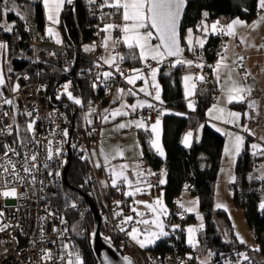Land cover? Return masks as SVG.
<instances>
[{
  "label": "snow or ice",
  "instance_id": "snow-or-ice-1",
  "mask_svg": "<svg viewBox=\"0 0 264 264\" xmlns=\"http://www.w3.org/2000/svg\"><path fill=\"white\" fill-rule=\"evenodd\" d=\"M43 9L46 15V19L50 25L59 24V16L65 5H72L73 0H41ZM187 0H87L89 10L95 15L96 11L100 12V19L103 22L105 18L118 19L119 24L103 23L102 26L98 25V35L103 33L101 37V44L105 51V55L99 56L97 62L93 64L96 69H101L103 66H107V71H98L92 75L90 87L93 91L99 88L110 89L111 82L115 80L116 75L129 86V88H117L113 96L112 103L118 105L114 108H105L103 112H98L93 106V102L89 100L87 112L82 114V119L86 125L91 127L94 123L92 119L95 117L102 124H109L116 121L117 118L129 117L130 114H137V110H143L145 108L156 112V119L149 123L151 116H139L138 114L133 119L116 123L113 127L114 131H120L124 129H143L150 133L148 143L150 148L155 151L159 156L164 157L165 153L161 146V117L165 114H169L166 109L158 108L157 105H162V88L157 80L158 73L161 72V66L168 63V67L176 68L177 66L195 67L197 69H204L208 67L211 69V76L215 81V88L220 92V96H217L216 102L207 110V116L210 120L217 121L225 125H231L239 127L241 131L246 132L248 136L255 138V131L247 124H241V117L253 120L255 116L250 115L248 110L257 113L259 110V102L255 99H249L252 96L254 88L247 83V79L251 76V72L244 66L245 56L235 52L233 48V55L230 57L226 55L229 44L222 45L224 51L217 53L218 59L213 65H205L202 62H194L183 57L185 50L191 52L197 57V60H202V56L197 52V48L203 49L206 43V39L209 35H219L232 38L236 41L235 47H255V45L248 42L247 37L240 36L238 29L241 27H247L255 30L264 23V0H257V10L259 13V20L253 21L252 24H246V22L239 18L232 19L228 24L223 25L219 20L214 22H208V12H203V19L197 25L195 32L200 35L194 37V30L189 28L185 37H181L178 31L181 15L185 10ZM0 17L7 15L9 12H14L19 19L25 20L26 16L23 15L19 8L15 6L14 0H0ZM110 9L112 11H104ZM0 29L3 32L10 33L13 30L11 24L0 23ZM117 32V36H113V33ZM47 35L50 38L55 39L56 44H61L62 40L59 38V34L54 31L52 27L47 28ZM183 40L185 47H182L181 41ZM155 41V43H153ZM124 46L129 50L127 56L119 53L116 49L120 46ZM7 42H0V54H5L8 51ZM97 45H85L84 51L91 52L96 50ZM260 50H264V44L258 46ZM49 55H56V53H49ZM138 60L143 64V68L133 67L130 69L132 73L130 76H124L121 64L126 59ZM149 61H154L156 66H153ZM39 59L33 61V63H41ZM65 73L69 71V67L63 69ZM264 71V69H262ZM11 72V68L8 69ZM91 74V69H89ZM83 75V72L80 73ZM36 75H40L38 71ZM168 75V73H164ZM11 77L6 80V74L0 68V117L6 118L7 123L3 119H0V137H12L10 141L6 140L0 143V199H29V193L32 196H36L37 192L44 193L40 195L38 199L42 201H49L50 197L54 198L57 194L55 192H46L49 188L50 181H55L56 178L61 176L60 168L66 163L61 160V163L55 170L52 169L50 162L60 159L63 156V145L68 143L70 133L67 128H61L59 124L55 128L46 129V135L43 137L37 136V123L39 120L38 109L32 108L29 110L25 108L20 111L16 104V98H8L3 91L8 86ZM19 80L20 77H17ZM23 79H29L27 75ZM142 81V86L137 87V82ZM184 87V98L187 101V108L190 111H195L194 102L191 97L197 94V84H206L209 82L208 77L204 74H186L182 77ZM72 82L67 81L61 86L62 91L58 92L56 99L60 100L62 96H66L67 99L74 105L81 108L84 107V102L81 98L75 96L71 89ZM41 88L37 91H41ZM20 90L19 84H13L10 88L12 93H16ZM203 93L204 89L199 90ZM138 94L148 97L149 100L155 101L151 103L149 100L136 99L134 103L129 104L124 97H137ZM231 104H246L248 110L243 113L232 111L226 106ZM10 106V110L3 111V106ZM67 107V106H65ZM177 116H186V113H171ZM17 115L27 117L23 124L17 122ZM58 110H54L49 114L47 119L49 123H54L57 118L62 116ZM65 122L67 118L64 117ZM215 130L222 135L228 137V141L224 148V155L228 157L233 164H235V158L238 157L245 144V139L239 134H234L228 131H222L220 127L212 125ZM201 128L204 125L200 126ZM96 131L93 127L92 131L88 133L89 136L92 132ZM101 136L104 135V129H100ZM57 136H62L63 139L57 140ZM193 137L192 132H187L183 137V144L185 147H190V139ZM138 146V145H137ZM72 148H77L78 145L71 144ZM252 149V155L254 157L264 158V136L259 138V142H253L249 145ZM82 161H89L91 157H101L103 159V165L96 162L94 166L97 169L103 167L108 174V181H101V185L108 187L109 184L112 189L121 193L125 200L129 197L132 198V203L129 205L130 210L135 213V219L133 226L129 229L124 225H129L134 221L132 215L124 216L122 211L113 212V218H120L118 223L114 226L129 237L136 245L141 249H145L150 245H154L157 240L168 237L170 232L165 230L164 220L168 216V208L163 201V192L160 196L155 198L151 202L136 200L135 196L138 194H144L148 189L152 187L162 186L166 183L165 176L166 171L161 170L160 173H155L150 170L141 167L139 162L132 165L129 163L113 164L112 161L117 158L125 159V149L120 147H114L110 151L105 150L103 147L99 148V151L92 150L88 153L87 150L81 148ZM143 154H139V159L142 160ZM264 169V165L260 166ZM131 171V178L129 176ZM46 172L49 180L39 179V176ZM159 176L156 184H152L147 181V177ZM251 175L249 179H253ZM260 180H264V174L258 177ZM91 177H89V180ZM235 177H231L229 182H233ZM88 181H85L87 183ZM39 186V187H37ZM55 187V184H52ZM24 188V192H20L19 189ZM122 201H114L115 207L119 209ZM189 206L177 201L178 208L182 210V213H192L195 211L196 200L187 202ZM65 206L72 209L77 208L76 203L69 204L67 197L65 198ZM7 207V205H5ZM19 210V206H15ZM143 207L147 210V214L150 218H145L146 213L141 211ZM217 209L225 208L226 206L217 203L215 206ZM260 210L264 211V201L259 204ZM44 211L47 213V217H56L57 213L51 207L46 206ZM82 215V214H81ZM5 217V212L0 210V233L5 232L11 224H5L2 222ZM47 217H40L43 221ZM61 225H65L64 228H59L55 225L52 226L51 232L56 235L55 240L49 241L53 245H57L59 241L58 249L60 254L54 253L49 248H42L40 259L46 262H52V264H84L83 259L79 251L75 247H71L69 243H65V233L68 232L66 227L67 221L64 216L58 217ZM197 219L202 217L197 216ZM136 225H142L143 227H137ZM172 232L180 229L179 225H170ZM204 225L201 223L198 228L188 227L183 229L187 233V243L192 249L199 247V241L196 239V233L203 229ZM73 230H78V226H73ZM11 235V234H10ZM97 233L93 231L90 236L94 239ZM227 237V233H225ZM12 239H15L13 236ZM103 239L111 245V239L107 236ZM45 234L43 224L40 228V241L44 242ZM235 240L241 244L246 245L247 241L236 233ZM226 243L231 241L225 240ZM5 243V241H0ZM33 246L35 241L32 242ZM262 249L254 247L252 251L259 252ZM235 256L238 258L234 262L225 261L224 264H243L248 262L252 264L251 258L242 251H236ZM216 255L212 251H208L206 257L199 261V264H209L211 258ZM222 256L223 253H220ZM107 258H105L106 260ZM192 254L187 256V260H194ZM124 264H134L129 257H123ZM180 264H186V261H181Z\"/></svg>",
  "mask_w": 264,
  "mask_h": 264
},
{
  "label": "trees",
  "instance_id": "trees-1",
  "mask_svg": "<svg viewBox=\"0 0 264 264\" xmlns=\"http://www.w3.org/2000/svg\"><path fill=\"white\" fill-rule=\"evenodd\" d=\"M75 7L65 5L61 14L59 29L63 37L65 49L53 48L56 53L55 58L47 61L39 66L40 75H36L37 68L31 63L33 42L41 43L42 46L48 47L52 45V41L44 35V15L40 3H32L28 0H14L22 8L26 4L33 6L31 20L19 19L13 12L0 17V23H8L13 27L12 32L6 33L0 29V38L5 39L8 44L6 53L5 70L7 77H15L17 74L27 75L32 82L39 81L46 86L47 96L50 102L57 106L58 110L70 116H74L73 125L80 130H84L86 126H80L82 122L83 111L88 107L87 102L91 100L95 107V100L100 97L101 89L95 93L90 87V73L92 69L91 61L88 56L82 53V47L93 41L98 33V25L103 23H119L118 19L105 18L103 22L100 19V12L96 16L89 15V5L85 0H75ZM257 0H187V11L181 26V37H185L187 29L191 28L195 31L197 25L202 19V13L208 12L209 21L220 18L224 20H232L239 18L246 22H252L258 16L256 7ZM3 5H0L2 8ZM104 11H112L105 9ZM103 36V33H100ZM116 34L113 33V36ZM182 47L186 46L181 41ZM219 46V40L215 35H209L203 49L197 48L202 53L205 61L213 59V53ZM54 47V46H53ZM122 54L127 56L129 50L126 47L119 48ZM184 56H190L185 50ZM125 69L130 70L133 67H141L142 64L138 60L126 59L121 64ZM69 67V71L65 73L63 69ZM194 67V66H193ZM11 68V72L8 69ZM184 66L176 68L168 67L165 62L161 66L158 80L162 88V100L168 107H174L179 110L187 111L188 116H177L171 113L163 115L161 121L162 129V146L165 153L161 157L150 148L148 140L142 137V154L151 166V169L158 170L164 165L166 171V183L161 186L164 192V199L168 205L171 215L175 216L176 198L181 193L184 186H187L191 194L198 198L199 211L203 218L204 227L198 234V241L202 247V252L207 255L210 250L214 255L211 260L213 264H224V260L231 259L234 252L243 250L251 258L252 264H264V211L260 210L259 204L264 201V180L258 177L261 175L258 169L264 165V158L254 157L250 154L249 144L245 143V148L238 156L235 163V174L241 186L233 192V201L243 211L246 224L252 234L258 247L262 249L259 252L252 251L239 244L231 232V241L226 243L222 240L216 227L215 218L224 219L230 224L228 215L223 210L214 211V185L217 179L223 154L224 137L215 130L207 126L204 120V113L212 104L210 97L218 91L215 88V81L211 76V72L206 75L209 82L206 84H197V94L194 95L195 111L187 108V101L184 98L182 84L179 75ZM195 68V67H194ZM197 69V68H196ZM104 71V70H103ZM83 72V75L80 73ZM168 73V75H164ZM193 74V73H192ZM67 81H71V91L73 94L82 99L84 107L81 108L72 104L66 96H62L60 100L56 99L58 92L62 90L61 86ZM204 89L203 93L199 90ZM67 106V107H65ZM244 104H235L234 107L243 111ZM202 135L200 141H195L196 131L201 126ZM195 132V137L190 147L185 148L181 144L182 137L189 131ZM254 177L249 179V176ZM89 177L91 179L89 180ZM85 181H88L85 183ZM235 186V185H234ZM64 192L60 193V189L55 192L57 195L53 198L55 206L63 209L64 216L71 221V224L79 226L77 208L86 207L83 199L73 190H78L87 195L97 208H99L95 182L91 167L88 161L81 160V152L74 151L70 166L66 174V185L64 182ZM69 204L76 203L77 208L72 209L65 206V198ZM129 209V205L126 210ZM189 220H193V216L189 215ZM84 225L87 229L84 235L78 236V240L82 242L86 250L84 264H95V260L89 249V234L93 228L91 216L86 210L84 217ZM130 225V224H129ZM128 225V228H129ZM101 231L104 235L111 237L117 250L125 255V252L118 246L117 239L110 235L101 225ZM174 246L180 250L193 251L186 245L185 237L181 242L176 243L172 236L164 237L155 245L148 247L152 250L170 249ZM197 252V251H193ZM199 253V252H198ZM220 253H223L221 256ZM247 263L248 262H244Z\"/></svg>",
  "mask_w": 264,
  "mask_h": 264
},
{
  "label": "built area",
  "instance_id": "built-area-1",
  "mask_svg": "<svg viewBox=\"0 0 264 264\" xmlns=\"http://www.w3.org/2000/svg\"><path fill=\"white\" fill-rule=\"evenodd\" d=\"M31 3H40V0H28ZM87 2V0H85ZM72 7H75V2H73ZM98 10L96 11L95 15L92 14L89 10V15L96 16L98 15ZM100 15H98L99 17ZM213 20L214 21H217ZM220 21V20H219ZM120 23V22H119ZM117 23V24H119ZM98 32V31H97ZM117 36L118 33L114 32ZM101 34H96L95 38L92 41V44L95 43L97 45L96 50L93 55L88 56L89 60L91 61V80L92 75L95 74L98 71H107V66H103L101 69H96L93 67V64L97 62V58L101 56L102 47H100L101 44ZM216 37L219 40V46L215 49L213 53V59L211 60H197V57L193 55L191 52L190 56H184L185 59L193 60L194 62H202L206 66L207 65H213L215 64L216 60L218 59L217 53L221 52V49L223 48L222 45L225 44L226 37L225 36H219L216 35ZM0 42H6L5 40H0ZM32 46V54L30 57L31 63L37 68V72L39 70V66L46 63L49 60H52L55 58V55H49V53H54L53 48H59V49H65L64 44H62L59 47H53L48 45L42 46L41 43L33 42L31 44ZM120 47L116 49V51L119 50ZM197 52L202 56V53L197 50ZM5 55V54H0ZM39 59L42 61L41 63H33V61ZM153 66L155 65L154 61H149ZM245 66V64H244ZM144 67V66H143ZM142 67V68H143ZM121 68L123 70L124 76L128 73V71L121 65ZM202 74L205 72L207 75L211 69L208 67H205L204 69H198ZM36 72V73H37ZM197 73H193L192 75H195ZM25 75L17 74L15 77L11 78L8 86L3 89L5 96L8 98H13V96L16 98V104L20 111H23L25 108H28L31 110L32 108L38 109V116L39 120L37 123V136L43 137L46 135V129L55 128L57 124L60 125L61 128H67L69 130V133L71 135V141L78 145L77 148L81 152V148L87 150L88 153H91L92 150L98 151V143H99V131L101 128V123L93 117L94 123L91 127L86 125L84 130H80L77 126L72 125L70 121V116H68L66 113L61 112L58 110L57 106L52 104L47 96V90L46 86L39 82H32L30 77L29 79H23ZM17 77H20L18 80ZM8 77L6 76V80ZM90 80V84H91ZM119 82H124L119 75H116V78L114 81L111 82V88L105 89L102 88V91H100V97H98L95 100V108L98 112H101V106L105 103L109 102L111 98L114 95L115 92V86ZM13 84H19L20 90L16 92L15 94L10 91V88ZM43 86V89L41 91H37V89L41 88ZM101 89V88H99ZM98 90L95 91L97 93ZM216 95H212L210 97V102L215 103L216 102ZM149 100V99H148ZM194 102V98L192 99ZM151 103H156L155 101L149 100ZM158 108L166 109L168 113H186V116L190 115L187 111L179 110L174 107H168L165 104L157 105ZM3 111L10 110V106L4 105ZM54 110H58L60 114H63L59 118L55 120L54 123H49V120L47 117L50 113H52ZM250 115H252L251 110L249 111ZM151 116V120L149 123L153 122L156 119V112L150 109H143L142 116ZM64 117L67 118V122H65ZM163 117V116H162ZM161 117V119H162ZM0 119H3L5 123L9 122L6 118L0 117ZM28 119L27 117L17 115V122L20 124H23L24 121ZM244 123L247 124L250 128L254 130L253 122L252 120L244 118ZM95 128L96 131L92 132V135L89 136L88 133L92 131V128ZM188 132H192L193 135L195 132L193 130H189ZM150 133L144 131L143 132V138L145 140H148ZM246 141H253L258 142L257 136L253 138L252 136H248L245 132L243 134ZM12 137H0V143H3L4 141L8 140L10 141ZM57 140L63 139L62 136H57ZM69 150V141L68 143H65L63 145V156L55 160L53 162H50L52 165V169L55 170L57 166L61 163V160L66 161V156L68 154ZM157 154V153H156ZM81 155H84L83 152H81ZM158 155V154H157ZM91 171L93 174L95 187H96V193L99 203L98 210L101 213V225L104 226L105 230L110 234L113 235L118 242V246L125 252V255H129L132 257L134 262L136 264H180L181 261H186V264H199V261L202 260L203 255L198 252L193 251H184L180 250L179 247L174 246L170 249H163V250H152V249H141L139 247L133 246L127 239L128 236H126L124 233L120 232L119 229H116L114 226L118 223L120 218H113V212L115 211H122L123 215L126 216V207L128 206V201L125 200L124 196L117 192L115 189H112L110 184L108 187H104L101 185L99 181V175L104 173L103 170H101L100 173H98V170L94 167L92 158L88 161ZM139 163L141 164V167H148L151 168L148 160L146 158H142V160H139ZM66 164V163H65ZM65 164L63 167H61L59 170L61 172V176L56 178L55 181H50L49 188L46 190V192H53L60 189V193L63 194L64 192V169ZM164 165H161V167L158 170H153L155 173H160L162 169H164ZM106 176V182L108 181V177ZM39 179H45L49 180L47 177L46 172L42 173L39 176ZM159 179V176H151L150 182L152 184H156V181ZM55 184V187L52 186V184ZM39 187V186H37ZM20 192H24V188L19 189ZM231 191H235V186H231ZM40 195H44V193L37 192L36 196H32L31 193H29V199H0V210H3L5 212V217L3 218L2 222L5 224H11L12 227H9L5 232L0 233V241H5V243H0V264H52V262H46L42 261L40 259L41 255V249L42 248H49L54 253L60 254L58 245L59 241H57V245H53L49 243L51 240L56 239V235L51 232V228L53 225L64 228L65 225L60 224L59 216H64V210L61 208H58L55 206V203L53 201V198L50 197L49 201L45 202L38 197ZM114 201H122L121 207L117 209L115 207ZM7 205V207H5ZM15 206H19V210ZM48 206L51 207L54 211H56L57 216L54 217H47V213L44 211V208ZM86 207H78L77 213L79 220H81V224L78 226V230H73V226L71 224V221L65 217L67 224L66 227L68 228V232L65 233L66 239L64 240L65 243H69L70 249L71 247H75L80 255L83 261H85L86 257V250L83 246L82 242L78 240V236L84 235L87 231L85 225H84V217L86 215ZM82 214V215H81ZM175 216H172L167 219V226L166 230L170 232L169 236H172L174 238V241L176 243L181 242V240L185 237V225L189 221V215L186 213H182L181 211L175 209L174 211ZM40 217H47L45 220H41ZM176 225L180 226V229L176 230L175 232L171 231L170 225ZM43 224L44 228V234H45V240L44 242L40 241V228ZM128 229V225H124ZM11 234V235H10ZM15 237V239H12V237ZM33 241H35V245L33 246ZM189 254H192L196 259L194 260H187V256ZM209 264H213V261L210 260Z\"/></svg>",
  "mask_w": 264,
  "mask_h": 264
},
{
  "label": "rangeland",
  "instance_id": "rangeland-1",
  "mask_svg": "<svg viewBox=\"0 0 264 264\" xmlns=\"http://www.w3.org/2000/svg\"><path fill=\"white\" fill-rule=\"evenodd\" d=\"M30 4H26L25 5V9L19 8L20 12H24L25 13L24 15L26 16L28 21L31 20L32 9H33V6H31ZM41 8H42V11H43L44 21H45V27H44L45 36L48 37L47 28L48 27H52L54 29V31L59 34V38L61 39V33H60V30H59V24L50 25L49 22L46 19V15H45L42 3H41ZM63 10L60 13L59 21H60L61 14H62ZM259 18L260 17H259V14H258V17L255 20L257 21V20H259ZM230 21L222 19V23L221 24L226 25ZM240 36L247 37L248 42L253 44V45H255V47H251V48H247V47L241 46L240 50H239V54H242V55L245 56V61H244L245 67L251 72V76L247 79V83L253 86L254 91L252 93V96L249 99L257 100L259 102V105H260L259 110H258V114L252 112V116L256 117V119H253L252 122H253L255 134H256L258 142H259V138L264 136V71H262V69H264V50H260L258 46L261 45V44H264V23L260 24V26L258 28H256L255 30H252V29H249V28L246 27L243 30V32L240 34ZM48 38L53 43H55V39L54 38H50V37H48ZM153 43H155V42L153 41ZM235 43H236V41H235ZM83 49H84V46H83ZM222 51H224L223 48L221 49V52ZM117 52H119V50ZM86 54H88V53H86ZM142 67H143V64H142V66L140 68H142ZM0 68H2V70H3L2 61H1V55H0ZM199 74H202V73L200 72ZM218 95H219V92L217 93L216 97ZM226 107L228 109L232 110V111H236V112H240V113H243L244 111L248 110L246 108V104L243 107V111L242 112L239 110V108H233L231 105H227ZM87 110H88V107L83 111V113L87 112ZM248 111H250V110H248ZM207 120L211 123V125H216L217 127H219V126L227 127V130H225V129L220 127L222 131L232 132L234 134H239L241 136H243V134L245 133V132L241 131V129L239 127H235V126H231V125H225V124L219 123L217 121L210 120L208 118H207ZM243 120H244V117L242 116L241 117V121H240L241 124H245ZM208 125H210V124H208ZM80 126H86V124L84 123L83 119H82V122L80 123ZM222 136L224 137V147H223L221 166H220L219 172L217 174V179H216L215 185H214V211H217V210L225 211L227 213V215H228L230 224L225 222L224 219H219V218L216 217L215 218L216 227H217V229L219 231V234H220V236H221L223 241H225L226 239L229 241L231 239V232H232L234 237L236 236V233H239V235L242 236L247 241V244L243 245V246L245 248L253 249L254 247H258V244H256V241L254 239V235L252 234V232L250 231V229L248 228V226L246 224L242 209L240 207H238L233 201V192L231 191V186L235 185V187H237V189H238L241 186V184H240L239 180H237V177H236V174H235V169H234L235 168V164H233L231 162V160L224 155V148H225V145H226V143L228 141V137L225 136V135H222ZM244 139H245V137H244ZM160 142H161V146H162V138L161 137H160ZM246 142H248L249 145L251 143H253V141H249V140L246 141V139H245V143ZM162 148H163V146H162ZM244 148H245V144H244L242 150ZM249 151H250V154H251L252 153V149L250 147H249ZM91 158H92V161L94 162V164L96 162H99V158L98 157H91ZM237 158L238 157L235 158V163H236ZM263 173L264 172H262V174ZM231 177H235V180L233 182H229ZM164 178L166 180V176ZM99 181L100 182L103 181L101 179V176H99ZM147 181H148V179H147ZM148 182H150V180ZM161 192H163V189L161 188V186L152 187L151 189H148L144 194L136 195L135 199L136 200H142V201L151 202L155 198L160 196ZM163 194H164V192H163ZM192 200H196L197 204L195 205V211L194 212H192L190 214L186 213L187 215H192L193 216V220H191V221L189 220L186 223L185 229H187L188 227H196V228H198L199 225L201 223H203V218H202V220L201 219H197V216L202 217V215H201V213L199 211L198 198L196 196H194L193 194H191V192L189 191L187 186H184L182 191H181V193L176 198V203H175L176 209L182 212V210L178 208L177 201H180V202L184 203L186 206H189L187 202L192 201ZM163 201H164L165 206L168 208V216L164 220L165 226H167V219H169L171 217V212H170V209H169L168 205L165 202L164 195H163ZM131 203H132V198L129 200L128 204L130 205ZM217 203L225 205L227 210H225V208L217 209L215 207ZM140 210L144 211L146 213L145 218H150V215L147 214V210L146 209L141 207ZM125 211H126V216L127 215H132L134 217V221L129 225V228H128L130 230V228L133 226V224L135 222V219H139V217H135V213H133L130 210V208L128 210L125 209ZM174 225H176V223ZM203 225H204V223H203ZM136 226L137 227H143L142 225H136ZM165 230H166V228H165ZM199 232L196 233V239L197 240H198ZM225 233H227V237H225ZM127 239L133 246L139 247L132 240H130L129 237H127ZM162 239L163 238H161L160 240H162ZM160 240H157L156 243L158 241H160ZM185 242H186V245L189 246L188 243H187V233H186V231H185ZM150 246H153V245H150ZM150 246H148V247H150ZM148 247H146V248H148ZM192 250L193 251H197L200 254H202L203 255L202 260L206 257V254L201 251L202 247H201L200 243H199V247L198 248L192 249ZM240 251L245 252L243 250H240ZM125 252L128 253L127 251H125ZM237 259L238 258L234 254V256L231 259H226V260H224V262L225 261L234 262ZM243 264H247V263L243 262Z\"/></svg>",
  "mask_w": 264,
  "mask_h": 264
},
{
  "label": "crops",
  "instance_id": "crops-1",
  "mask_svg": "<svg viewBox=\"0 0 264 264\" xmlns=\"http://www.w3.org/2000/svg\"><path fill=\"white\" fill-rule=\"evenodd\" d=\"M18 8H22L21 5H19L18 3H14ZM32 4V3H31ZM40 4H41V0H40ZM25 9V8H23ZM14 13V12H13ZM23 15L25 14L24 12H21ZM15 14V13H14ZM259 14V13H258ZM209 17V16H208ZM258 17V16H257ZM256 17V18H257ZM202 19H203V16H202ZM243 21V20H242ZM253 21H256L255 19ZM252 22H246V24H252ZM208 22H209V19H208ZM210 23V22H209ZM246 27H241L238 29V33L239 35L243 32V30L245 29ZM60 30V29H59ZM61 33V32H60ZM45 35V33H44ZM104 35V34H103ZM200 35V33L198 32H195L194 31V37L195 36H198ZM61 39H62V43L63 42V37L61 35ZM155 42V41H154ZM61 43V44H62ZM61 44H55L52 42V45L54 47H59ZM225 44H229V49L226 53V55L228 56H232L233 55V48L235 49V52L236 53H239V50H240V47H235V40H233L232 38H229V37H226V41H225ZM87 45H91V43L87 44ZM85 46V45H84ZM124 47V46H123ZM103 49V48H102ZM82 53L86 54H92L93 51L91 52H85L83 47H82ZM119 53L122 54V50L119 49ZM105 51L103 49L102 51V55H105ZM2 61V59H1ZM2 66H3V70L6 73V70H5V65L3 64V61H2ZM106 66V65H105ZM140 68V67H139ZM128 71V73L126 74V76H130L132 73L130 72V70L126 69ZM194 70V67H185L180 75H179V78H180V82L182 84V89H183V93H184V87H183V81H182V77L186 74H192ZM7 76V75H6ZM159 76V74H158ZM158 76H157V80H158ZM159 82V80H158ZM139 86H142V81H138L137 82V87ZM131 86L127 85L125 82H119L116 86H115V92H116V89L117 88H124V89H127ZM114 92V94H115ZM219 92V90L217 91V93ZM114 96V95H113ZM220 96V92H219V95ZM194 98V96L191 97V100ZM124 99L129 103H134L136 101V99H144V100H148L149 98L148 97H145L143 96V94H138L137 97H124ZM112 100H113V97L111 98V100L107 103H105L104 105L101 106V112H103V110L105 108H114V107H117L118 105L116 104H113L112 103ZM213 105V103L209 106V108ZM235 104H231V106L233 108H236L234 107ZM245 106V104H244ZM243 106V107H244ZM208 108V109H209ZM207 109V110H208ZM207 110L205 111L204 113V120H205V123L207 124L208 127H210L211 129L215 130L214 127H212L211 123L207 120L208 116H207ZM142 111L143 110H137V114L139 116H142ZM137 114H130L129 117H122V118H117L116 121H113L112 123H109V124H102L101 123V128L100 129H104V135L101 136L100 134V131H99V143H98V151H99V148L100 147H103L105 150H111L112 148L114 147H120V148H125L126 151H125V159H120V158H117L116 160L112 161L113 164H119V163H129L130 165L136 163V162H139V154L142 153V131H144L143 129H136V128H131V129H124V130H120V131H114L113 130V127L116 123H119V122H122V121H126V120H129V119H133L135 118V116ZM209 119V118H208ZM210 124V125H208ZM225 130H227V127H222V126H219ZM216 131V130H215ZM217 132V131H216ZM161 133H162V129H161ZM218 133V132H217ZM220 134V133H219ZM184 137V136H183ZM183 137H182V140H181V144L184 146L183 144ZM194 137L195 135H193V137L190 139V145L192 144L193 140H194ZM138 145V146H137ZM185 147V146H184ZM185 148H188V147H185ZM99 158V163H101L103 165V159L99 156H97ZM143 158V157H142ZM93 165H94V162H93ZM95 167V166H94ZM96 168V167H95ZM144 168V167H142ZM97 169V168H96ZM144 169H147V170H150L153 172V170L151 168H148V167H145ZM98 170V173L101 172V170H103L104 173L100 174L99 176H101V179L103 181H106V176L108 177V174L107 172L102 168L100 169H97ZM258 172L262 175V172H264V169H261L259 168L258 169ZM129 176L131 178V171H129ZM264 174V173H263ZM151 177V176H150ZM150 177H147L148 181L150 179ZM109 179V178H108ZM131 199V197H129L127 199L128 203H129V200ZM129 205V204H128Z\"/></svg>",
  "mask_w": 264,
  "mask_h": 264
},
{
  "label": "water",
  "instance_id": "water-1",
  "mask_svg": "<svg viewBox=\"0 0 264 264\" xmlns=\"http://www.w3.org/2000/svg\"><path fill=\"white\" fill-rule=\"evenodd\" d=\"M75 0H73L74 2ZM187 11V3L185 6V10L181 15V20H180V24H179V34L181 36V26H182V22L184 19V16L186 14ZM72 119V125H73V119L74 116H71ZM201 135H202V128L199 127L196 131V137H195V141L198 143L201 139ZM71 144H74L71 141V135L69 137V150H68V155H67V160H66V164H65V169H64V174H63V179L66 185V174L68 171V168L70 166L72 157H73V152H74V148L71 147ZM78 196H80L86 206V209L88 210L92 222H93V228L92 231L90 232V234L95 231L97 233L96 237L93 239L90 234H89V249L91 252V255L93 256L94 260H95V264H124V260L123 257H129L131 261L134 262V260L132 259L131 256L129 255H124L122 253H120L116 246L114 245L111 237H109L111 239V245L109 246L108 242H106L103 237H105L106 235H104L101 231V223H102V217H101V213L98 210V208L95 206V204L92 202V200L85 194H83L82 192L78 191V190H73ZM263 247H264V242H263ZM105 258H107L105 260ZM134 264H136L134 262Z\"/></svg>",
  "mask_w": 264,
  "mask_h": 264
},
{
  "label": "bare ground",
  "instance_id": "bare-ground-1",
  "mask_svg": "<svg viewBox=\"0 0 264 264\" xmlns=\"http://www.w3.org/2000/svg\"><path fill=\"white\" fill-rule=\"evenodd\" d=\"M216 19H218V20H220V23H222V19H220V18H216ZM216 19H213V20H216ZM213 20H211V21H209V22H212ZM216 36V35H215ZM226 37V36H225ZM0 40H5V39H1L0 38ZM6 41V40H5ZM91 45H92V42H91ZM121 47V46H120ZM102 51H103V49H102ZM102 51H101V54H102ZM94 52L95 51H93V53L92 54H86L87 56H90V55H93L94 54ZM1 59H2V61H3V64L5 65V55L3 56V55H1ZM192 73H197V74H199L200 73V71L198 70V69H196V68H194V70H193V72ZM145 131V130H144ZM144 131H142V137H143V132ZM76 150V149H75ZM74 150V151H75ZM77 151H79L78 149H77ZM80 152V151H79ZM73 154H74V152H73ZM68 155V154H67ZM66 160H67V156H66Z\"/></svg>",
  "mask_w": 264,
  "mask_h": 264
}]
</instances>
